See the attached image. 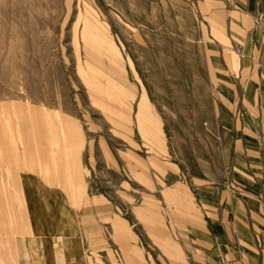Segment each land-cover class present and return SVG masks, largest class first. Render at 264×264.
Segmentation results:
<instances>
[{"label": "rangeland", "instance_id": "obj_1", "mask_svg": "<svg viewBox=\"0 0 264 264\" xmlns=\"http://www.w3.org/2000/svg\"><path fill=\"white\" fill-rule=\"evenodd\" d=\"M216 7L0 0V108L58 111L84 134L87 264H189L180 239L198 185L234 186L226 120L243 84L227 48L242 37Z\"/></svg>", "mask_w": 264, "mask_h": 264}, {"label": "crops", "instance_id": "obj_2", "mask_svg": "<svg viewBox=\"0 0 264 264\" xmlns=\"http://www.w3.org/2000/svg\"><path fill=\"white\" fill-rule=\"evenodd\" d=\"M212 1L240 19L233 32L242 38L227 48L243 84L242 108H229L226 120L238 130L229 148L234 186L198 185L200 214L185 224L181 247L189 264H264V24L256 23L264 0ZM48 112L0 108V264L88 263L76 217L87 192L84 134L77 120L56 111L49 121Z\"/></svg>", "mask_w": 264, "mask_h": 264}]
</instances>
